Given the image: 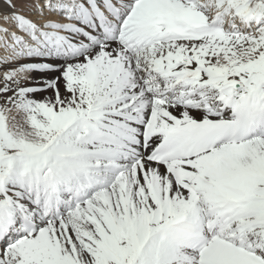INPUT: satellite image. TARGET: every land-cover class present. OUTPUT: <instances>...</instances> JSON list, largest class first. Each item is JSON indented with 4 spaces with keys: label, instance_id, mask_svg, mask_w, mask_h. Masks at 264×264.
Returning <instances> with one entry per match:
<instances>
[{
    "label": "snow or ice",
    "instance_id": "6c2138e0",
    "mask_svg": "<svg viewBox=\"0 0 264 264\" xmlns=\"http://www.w3.org/2000/svg\"><path fill=\"white\" fill-rule=\"evenodd\" d=\"M0 264H264V0H0Z\"/></svg>",
    "mask_w": 264,
    "mask_h": 264
},
{
    "label": "rangeland",
    "instance_id": "374dc122",
    "mask_svg": "<svg viewBox=\"0 0 264 264\" xmlns=\"http://www.w3.org/2000/svg\"><path fill=\"white\" fill-rule=\"evenodd\" d=\"M21 6L18 4V8H20Z\"/></svg>",
    "mask_w": 264,
    "mask_h": 264
}]
</instances>
